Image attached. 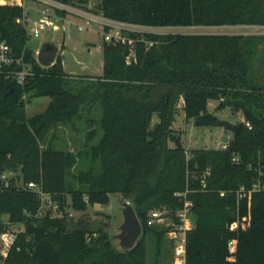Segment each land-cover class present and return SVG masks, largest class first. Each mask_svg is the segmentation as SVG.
Instances as JSON below:
<instances>
[{
    "label": "trees",
    "instance_id": "16d2710c",
    "mask_svg": "<svg viewBox=\"0 0 264 264\" xmlns=\"http://www.w3.org/2000/svg\"><path fill=\"white\" fill-rule=\"evenodd\" d=\"M99 9L108 19L153 27L264 24V0H100ZM20 17L21 8L0 5L1 38L32 71L23 86L0 83V177L17 172L22 181V187L0 185V233L7 223L24 229L4 264H172V244L164 231L146 225V217L152 209L179 207L174 194L186 188L195 222L186 264H264L262 38L146 35L157 41L146 48L130 34L124 43L104 41L101 76H76L64 68L63 46L52 66H39ZM42 97L50 99L46 109L27 116L26 103ZM209 100L218 102L214 113L207 111ZM94 105L101 109L98 143L92 145L90 128L82 149L54 148L55 131L74 129ZM179 109L195 127L216 126V113L225 109L248 126L237 123L240 131L227 150L197 149L187 157L172 130ZM85 121L91 127L92 120ZM79 163L84 167L72 174L78 186L72 187L68 176ZM29 183L57 202L58 216L38 213L41 202ZM112 194L130 203L141 226L139 245L129 251L114 245L109 222L68 216V210L84 214L107 205ZM236 221L238 228L230 230Z\"/></svg>",
    "mask_w": 264,
    "mask_h": 264
},
{
    "label": "built area",
    "instance_id": "2783aa9c",
    "mask_svg": "<svg viewBox=\"0 0 264 264\" xmlns=\"http://www.w3.org/2000/svg\"><path fill=\"white\" fill-rule=\"evenodd\" d=\"M99 4L100 0H0V5L14 6L22 9V17L17 22L27 30L29 40L39 39L42 32L48 29L56 32L59 28L58 26L64 23L68 17L81 21L80 24L76 25L77 30L80 32L92 29L94 26H102L105 31L104 41L109 44L116 45L118 43H124L128 40L130 34H135L138 36L140 42H144L146 48H150L157 43V41L147 40L146 35L179 34L175 33V31H179L177 28H182L176 26L153 27L111 20L103 15L99 9ZM31 16L33 17L31 18ZM200 28L232 29L227 34L259 36L264 41V24L259 26L240 25ZM161 30H167L168 33L163 34L160 32ZM222 34L225 33L205 35ZM59 46L62 47L60 44ZM38 49L35 51V56L37 55ZM31 75L32 71L29 65L23 62L22 57L17 58L15 56L10 46L0 35V83L3 79L12 81L16 86H23L27 78ZM22 98L26 100L25 95ZM28 107L29 104L26 103L25 108L27 109ZM240 122L245 123L243 118ZM228 141L218 145L216 150H227ZM233 161L237 162L238 159L234 158ZM208 175V170L203 173L202 180L200 181L203 187L205 186V177ZM12 179H14L16 184V178L11 173H4L0 177V185L3 188H8L12 184ZM26 188L37 193L41 202L38 211L39 214L49 212L52 217L59 215L57 202L52 200L49 195L44 194L40 186L29 183ZM190 193L191 191L188 188L184 192L175 193L174 196L178 199L179 207L152 209L146 217V225L164 231L166 239L172 244V264H186L187 234L195 226L193 202L188 198ZM220 196H224V192H220ZM239 196H241V192H239ZM126 203L130 205L129 202ZM68 216L73 217V213L69 212ZM238 226L239 222L236 221L229 225V229L235 230ZM241 226H244V224H241ZM23 232V226L6 224V228L0 233V264L5 263L10 252L15 248L19 235ZM234 247L235 242L230 241L228 243V249L233 251Z\"/></svg>",
    "mask_w": 264,
    "mask_h": 264
},
{
    "label": "rangeland",
    "instance_id": "374dc122",
    "mask_svg": "<svg viewBox=\"0 0 264 264\" xmlns=\"http://www.w3.org/2000/svg\"><path fill=\"white\" fill-rule=\"evenodd\" d=\"M33 16H31L32 18ZM81 21L68 17L66 21L60 26L58 30L48 29L42 32L39 39H31L29 45L36 51L41 44L50 38H55L61 46H63V58L64 68L68 74L76 76H92L99 77L102 75L103 57L102 46L104 43V28L102 26H94L92 29L78 31L76 25ZM179 31L175 33L179 34H227L232 29H203L196 28H177ZM246 31V30H245ZM163 34L168 33L167 30L160 31ZM64 36V39H63ZM62 52L59 46L58 54ZM50 99L47 97L35 98L29 104L26 109L27 116H33L42 113ZM218 102L215 100H209L207 103V111L210 113L215 112ZM181 106V102H180ZM219 120L227 121L233 124H237L242 120L240 114H232L228 109L222 110L216 113ZM86 119H91L92 124L89 127ZM101 109L99 105H94L91 111L83 113V118L75 123L74 129L70 126L59 127L56 131V138L52 141V146L59 150H71L77 151L82 149L85 140L86 132L92 128L95 130V137L92 141V145L98 143L102 132L100 128ZM158 122V118L155 115L153 117L152 125ZM173 134L180 136L182 145L184 146L187 156H191L192 150L197 149H216L218 145L228 141L232 134L225 131L222 127H195L191 122H186L183 112L179 109L178 114L175 116V121L172 125ZM169 147H173L172 142H169ZM84 167L83 163H79L75 169L70 172L68 176V183L72 187H78L72 179V174L78 172ZM7 173V172H5ZM16 178V184L22 185L21 178L17 172L11 173ZM69 200V197H68ZM121 203L118 195H110V201L107 205H94L89 207L84 214L73 213V220H77L81 217H87L92 224H100L103 222H109L108 232L111 235L115 246L119 247V241L114 237L120 233V226L123 222L121 213ZM68 212H71L68 210ZM148 250V262H152L153 259V243L149 240L147 243Z\"/></svg>",
    "mask_w": 264,
    "mask_h": 264
},
{
    "label": "water",
    "instance_id": "95a60500",
    "mask_svg": "<svg viewBox=\"0 0 264 264\" xmlns=\"http://www.w3.org/2000/svg\"><path fill=\"white\" fill-rule=\"evenodd\" d=\"M59 51V43L55 38H50L43 42L38 49L36 60L39 66L47 68L54 64ZM216 126L222 127L233 136L240 131L239 124H233L227 121L218 120ZM11 183L15 186L14 179ZM123 222L120 226V233L114 238L119 241V247L129 251L139 245L141 236V226L131 205L126 202L121 205Z\"/></svg>",
    "mask_w": 264,
    "mask_h": 264
},
{
    "label": "crops",
    "instance_id": "0c3cea01",
    "mask_svg": "<svg viewBox=\"0 0 264 264\" xmlns=\"http://www.w3.org/2000/svg\"><path fill=\"white\" fill-rule=\"evenodd\" d=\"M182 103V102H181Z\"/></svg>",
    "mask_w": 264,
    "mask_h": 264
}]
</instances>
